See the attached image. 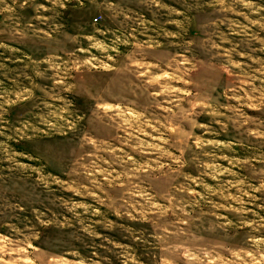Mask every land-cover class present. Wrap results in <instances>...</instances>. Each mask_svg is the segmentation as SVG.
<instances>
[{
	"label": "rangeland",
	"instance_id": "obj_1",
	"mask_svg": "<svg viewBox=\"0 0 264 264\" xmlns=\"http://www.w3.org/2000/svg\"><path fill=\"white\" fill-rule=\"evenodd\" d=\"M0 264H264V0H0Z\"/></svg>",
	"mask_w": 264,
	"mask_h": 264
}]
</instances>
